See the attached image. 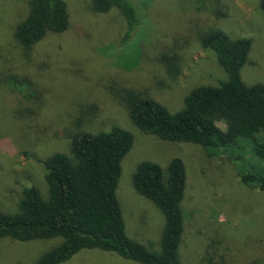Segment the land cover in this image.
<instances>
[{"label":"rangeland","instance_id":"374dc122","mask_svg":"<svg viewBox=\"0 0 264 264\" xmlns=\"http://www.w3.org/2000/svg\"><path fill=\"white\" fill-rule=\"evenodd\" d=\"M65 1L71 30L50 34L28 54L15 30L28 16L30 0H0V211L18 214L25 188L48 197L45 161L69 153L73 134L119 126L134 137L117 189L130 238L161 249L165 217L135 190L133 176L143 162L166 171L179 158L188 182L183 264H264V192L241 181L242 171L257 163L252 145L211 157L199 145L144 133L132 123L120 93L133 90L175 113L194 89L219 86L227 74L201 43L214 30L252 40L241 76L249 86L264 83L261 0H131L143 24L127 45L121 41L128 24L118 9L98 13L93 0ZM164 56L175 60V72ZM62 242L0 238V264H36ZM63 264L140 263L83 250Z\"/></svg>","mask_w":264,"mask_h":264},{"label":"trees","instance_id":"16d2710c","mask_svg":"<svg viewBox=\"0 0 264 264\" xmlns=\"http://www.w3.org/2000/svg\"><path fill=\"white\" fill-rule=\"evenodd\" d=\"M93 7L98 13L116 8L124 16L128 26L122 45L143 24L131 0H93ZM260 9L264 14V0ZM71 27L65 0H30L29 14L16 27L15 37L31 54L50 34H63ZM201 43L215 54L227 74L219 86L194 89L186 96L183 109L175 113L133 90H120L121 99L132 123L162 140L199 145L211 157L227 150L238 154L245 144L252 145L257 163L252 169L242 167L241 181L264 192V83L249 86L241 76L252 40L232 39L214 30L202 36ZM162 61L171 73L176 71L172 57L164 56ZM70 140L69 153H55L45 161L48 197L35 187L25 188L18 214L0 211V238L20 242L63 239L36 264H63L83 250L112 253L140 264H183L182 203L188 185L184 162L175 158L166 171L157 163L143 162L133 176L135 190L165 217L161 249L154 251L127 235L117 197L122 161L133 148V135L114 126L99 133L78 132Z\"/></svg>","mask_w":264,"mask_h":264}]
</instances>
